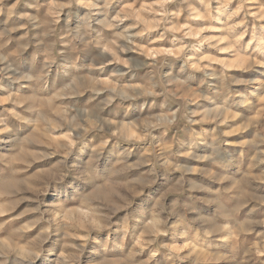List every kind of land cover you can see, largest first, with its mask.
Wrapping results in <instances>:
<instances>
[{"label":"clouds","instance_id":"9594fccd","mask_svg":"<svg viewBox=\"0 0 264 264\" xmlns=\"http://www.w3.org/2000/svg\"><path fill=\"white\" fill-rule=\"evenodd\" d=\"M0 264H264V0H0Z\"/></svg>","mask_w":264,"mask_h":264}]
</instances>
